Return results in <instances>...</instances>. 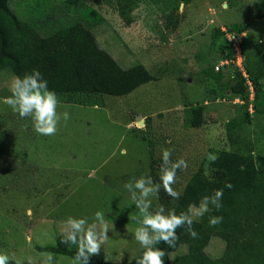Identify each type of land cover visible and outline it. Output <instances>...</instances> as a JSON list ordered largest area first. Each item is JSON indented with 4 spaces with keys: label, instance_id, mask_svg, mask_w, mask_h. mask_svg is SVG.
I'll use <instances>...</instances> for the list:
<instances>
[{
    "label": "rangeland",
    "instance_id": "obj_1",
    "mask_svg": "<svg viewBox=\"0 0 264 264\" xmlns=\"http://www.w3.org/2000/svg\"><path fill=\"white\" fill-rule=\"evenodd\" d=\"M259 1L82 0L101 15L93 29L99 47L120 66L142 64L156 80L122 97L57 94L60 119L51 135L37 133L30 117L3 103L16 77L1 71L0 253L17 264H79L36 247L80 249L92 229L106 261H130L143 249L134 235L144 215L136 201L147 202L150 213L162 209L166 215L200 165L206 174L213 168L242 173L244 148L263 153L264 112H256L261 100L226 97L234 80L231 69L224 68L219 81L204 71L228 50L226 39L213 37L216 28L246 25L245 50L264 53V19L253 18ZM9 5L42 35L82 20V9L66 0H9ZM258 89L264 97V74ZM195 105L203 108L199 127L190 125L188 108ZM247 112L249 122L227 131L228 122ZM162 149L170 151L167 162ZM210 153L215 160L208 159ZM180 158L186 166L176 168L173 197L159 186V177ZM141 177L151 188L147 196L135 187ZM225 188L221 201L241 197L238 188ZM196 210L191 209L193 218ZM78 219L84 223L73 228ZM222 251L223 241L212 238L207 254L217 258Z\"/></svg>",
    "mask_w": 264,
    "mask_h": 264
},
{
    "label": "trees",
    "instance_id": "obj_2",
    "mask_svg": "<svg viewBox=\"0 0 264 264\" xmlns=\"http://www.w3.org/2000/svg\"><path fill=\"white\" fill-rule=\"evenodd\" d=\"M82 0H66L67 4L82 9V20L72 23L55 32L42 35L30 22L20 20L10 8L9 0H0V72L7 69L16 78L30 73L33 69L41 72L38 80L47 81L46 87L56 94L105 95L122 97L128 95L140 85L156 80L145 67L136 63L129 67L120 66L112 56L100 48L93 29L100 23L101 15L94 9L82 5ZM184 4L190 0H177ZM254 19H264V0H260L253 14ZM246 25L231 24L225 31L216 28L213 37L226 39V33H242ZM227 41V39H226ZM226 44V43H225ZM228 50L224 58H232L233 51L227 41ZM241 53L244 56V68L253 86V100H261L264 112V97L259 93L258 81L264 74V53L245 50L241 42ZM215 64L205 68L208 77L219 81L223 69L214 70ZM233 82L228 91L244 101H248V90L239 73H233ZM257 99V100H256ZM190 125L199 127L203 123L201 105L189 106ZM249 114L226 124L227 131L238 128L242 122H249ZM250 148H244L246 160L244 171L213 168L206 174L202 165L189 177L176 203L169 208V213H187L192 219V228L197 235L193 237L187 231L188 225L174 229L177 239L168 247L163 240L152 247L163 248L164 264H264V152L253 154ZM230 183L231 190H238L241 197L224 199L222 207L217 210L209 201L210 211L193 218L191 209L196 208L201 197L212 195L215 189L223 188ZM228 189V188H227ZM225 188V191L228 192ZM240 189V190H239ZM223 196V195H222ZM159 199L163 193L159 192ZM168 213V214H169ZM224 218L216 225L209 224V217ZM212 238L223 241V251L217 258H211L206 248ZM183 248L181 252L179 249ZM41 252L62 255L79 264H112L105 260L102 251L75 259L80 249L64 246H37ZM181 252V253H180ZM143 249L130 261L122 259L119 264H138ZM4 264H17L6 260Z\"/></svg>",
    "mask_w": 264,
    "mask_h": 264
},
{
    "label": "clouds",
    "instance_id": "obj_3",
    "mask_svg": "<svg viewBox=\"0 0 264 264\" xmlns=\"http://www.w3.org/2000/svg\"><path fill=\"white\" fill-rule=\"evenodd\" d=\"M222 31L225 30L222 29ZM242 33L236 34L241 36V42L243 37ZM40 76L41 72L37 69H33L30 73H25L23 76H17L15 83L12 85L11 95L4 97L3 103L9 105L14 112L19 114V116L30 117L33 122L34 130L39 134L47 136L56 132V126L60 116L57 113V94L53 90L46 87V80H38V77ZM246 89L248 90L247 87ZM253 94L254 91L252 86V98H249L250 93L248 95L249 102H252ZM229 96L232 95L227 92L226 97ZM249 110L251 111V107H249ZM63 116L65 120L68 118V114L66 112ZM169 155V149H162L161 159L164 162L168 161ZM208 159L215 160L216 156L210 153L208 154ZM181 165L186 166L183 158L178 159L172 167L164 168L159 177V186H162L165 192L173 197L177 196V192L172 189L171 185L174 182L176 168ZM127 186L128 185L126 184L125 187ZM135 187L141 190L142 196H147V194L151 191V188L145 185L144 178L142 177L135 181ZM224 187L230 188L231 184L225 183ZM222 195L223 188H218L212 192V195H205L201 197L200 203L196 206L197 210L195 215L200 216L209 212V201H211L213 208L219 210L222 207ZM136 203L140 211L144 213L141 220V226H137L134 233L135 239L143 248V253L138 259V264H164L162 257L165 255V250L163 248L152 247L151 245L159 243L160 240H163L168 247H173L172 241L169 240V237H172L173 240L177 239L174 229L184 225L185 223L188 225L187 231L189 234L193 237L197 235L195 230L192 228L193 221L187 213L175 214L174 212H170L165 215L163 214L162 209L150 213L148 212L147 202L142 203L141 201H136ZM95 215L100 217L101 212L96 211ZM221 219L222 217L220 216H211L209 217V224L216 225L221 221ZM83 223V219H78L72 222V226L73 228L79 229ZM150 231L153 233L151 236L149 235ZM96 235L97 233L92 229L86 231L83 237L82 247L78 251L75 259L78 260L80 256H84L85 261H87V256H85L83 251L84 247L87 248L88 254H97L99 252V242L95 239ZM8 259L9 257L7 255L0 253V264H4V261ZM49 259H51V257H49Z\"/></svg>",
    "mask_w": 264,
    "mask_h": 264
},
{
    "label": "built area",
    "instance_id": "obj_4",
    "mask_svg": "<svg viewBox=\"0 0 264 264\" xmlns=\"http://www.w3.org/2000/svg\"><path fill=\"white\" fill-rule=\"evenodd\" d=\"M226 39L230 43V46L233 51L232 58H225L222 61H220L218 64L215 65L214 70L218 71L221 68L225 67V69L226 68L231 69L230 71L232 73L233 72L239 73L242 79L244 80V86H246L249 90V93H250L249 98L251 99L252 98V84L244 68V58L241 54V48H240L241 36L230 33V34H226Z\"/></svg>",
    "mask_w": 264,
    "mask_h": 264
},
{
    "label": "bare ground",
    "instance_id": "obj_5",
    "mask_svg": "<svg viewBox=\"0 0 264 264\" xmlns=\"http://www.w3.org/2000/svg\"><path fill=\"white\" fill-rule=\"evenodd\" d=\"M141 124V123H140Z\"/></svg>",
    "mask_w": 264,
    "mask_h": 264
}]
</instances>
